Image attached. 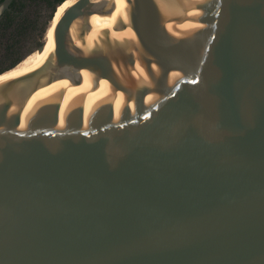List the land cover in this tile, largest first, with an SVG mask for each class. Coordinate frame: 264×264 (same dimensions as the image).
Masks as SVG:
<instances>
[{"label":"water","instance_id":"obj_1","mask_svg":"<svg viewBox=\"0 0 264 264\" xmlns=\"http://www.w3.org/2000/svg\"><path fill=\"white\" fill-rule=\"evenodd\" d=\"M123 2L0 82V264H264V0Z\"/></svg>","mask_w":264,"mask_h":264},{"label":"trees","instance_id":"obj_2","mask_svg":"<svg viewBox=\"0 0 264 264\" xmlns=\"http://www.w3.org/2000/svg\"><path fill=\"white\" fill-rule=\"evenodd\" d=\"M2 1L0 0V3ZM74 1L13 0L9 9L0 16V78L10 74L28 59L33 49H37L43 43L61 8L64 5H71ZM58 5L54 19L50 23Z\"/></svg>","mask_w":264,"mask_h":264},{"label":"bare ground","instance_id":"obj_3","mask_svg":"<svg viewBox=\"0 0 264 264\" xmlns=\"http://www.w3.org/2000/svg\"><path fill=\"white\" fill-rule=\"evenodd\" d=\"M70 5H65L60 10V13L57 17L55 23H53L49 27L48 36L45 42H43V47L41 46V50H36L37 58L35 57L34 60L30 65H28L25 69L21 72L17 73H10L4 75L0 78V82L7 80L9 78L17 77L20 75H24L30 73L39 67H41L45 61L52 55L54 51V41H53V28L54 25L59 20L60 16L62 15L63 11L67 9ZM130 22V14L128 9L126 8L123 0H115V9L108 17H99L94 15L90 19V28L85 37L86 42H90L94 39V37H100L102 32H107L109 35L113 37H117L123 32L127 30V24ZM27 63V61H25Z\"/></svg>","mask_w":264,"mask_h":264},{"label":"rangeland","instance_id":"obj_4","mask_svg":"<svg viewBox=\"0 0 264 264\" xmlns=\"http://www.w3.org/2000/svg\"><path fill=\"white\" fill-rule=\"evenodd\" d=\"M66 6H67V5H66ZM64 7H65V5H64ZM47 36H48V34L45 36L43 42L46 41ZM31 53H32V54H31ZM31 53H30L31 55L29 54L30 56L27 55V56H29L28 59L26 60L27 63H25V62L23 63V62H22V63H21V64H20V65L14 70V71H12L13 73L21 72L23 69H25L28 65H30V64L32 63V61L34 60L35 57L37 58V52H36V49H35V48L33 49V51H32ZM25 58H26V57H25ZM25 58H24V59H25ZM24 59H23V60H24ZM17 65H18V64H17ZM17 65H16V66H17ZM16 66H15V67H16ZM9 71H10V70H9ZM7 72H8V71H7ZM12 72H11V73H12ZM5 73H6V72H5Z\"/></svg>","mask_w":264,"mask_h":264}]
</instances>
